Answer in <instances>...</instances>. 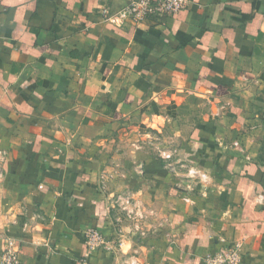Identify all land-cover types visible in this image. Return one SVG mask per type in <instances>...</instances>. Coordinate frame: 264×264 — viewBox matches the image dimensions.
Masks as SVG:
<instances>
[{"label": "crops", "instance_id": "1", "mask_svg": "<svg viewBox=\"0 0 264 264\" xmlns=\"http://www.w3.org/2000/svg\"><path fill=\"white\" fill-rule=\"evenodd\" d=\"M186 1L133 25L102 19L126 0H0V250L20 264L236 244L264 264V0Z\"/></svg>", "mask_w": 264, "mask_h": 264}, {"label": "built area", "instance_id": "2", "mask_svg": "<svg viewBox=\"0 0 264 264\" xmlns=\"http://www.w3.org/2000/svg\"><path fill=\"white\" fill-rule=\"evenodd\" d=\"M186 0H126V3L117 11L111 12L104 8L101 11L105 21L117 20L121 24L129 23L138 25L145 20L169 17L176 14L186 5ZM161 157L168 161L173 159V153L161 152ZM168 167L172 168L171 162ZM189 177L205 178L203 172L194 168L187 169ZM84 242L88 251L99 250L105 243L104 236L94 226H89L83 233ZM241 260V248L239 244L225 246L211 255L203 258V264H239ZM0 264H20L19 246L12 238L4 239V246L0 250ZM130 264H136L132 261Z\"/></svg>", "mask_w": 264, "mask_h": 264}, {"label": "rangeland", "instance_id": "3", "mask_svg": "<svg viewBox=\"0 0 264 264\" xmlns=\"http://www.w3.org/2000/svg\"><path fill=\"white\" fill-rule=\"evenodd\" d=\"M128 218H129V222H130V221H134L131 217H128Z\"/></svg>", "mask_w": 264, "mask_h": 264}]
</instances>
